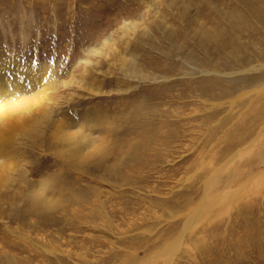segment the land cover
Masks as SVG:
<instances>
[{"label":"rangeland","instance_id":"374dc122","mask_svg":"<svg viewBox=\"0 0 264 264\" xmlns=\"http://www.w3.org/2000/svg\"><path fill=\"white\" fill-rule=\"evenodd\" d=\"M5 64L0 264H264V0H0Z\"/></svg>","mask_w":264,"mask_h":264},{"label":"bare ground","instance_id":"6f19581e","mask_svg":"<svg viewBox=\"0 0 264 264\" xmlns=\"http://www.w3.org/2000/svg\"><path fill=\"white\" fill-rule=\"evenodd\" d=\"M4 66H5V68L4 67H0V100H1L0 101V110L5 104H8V103L9 104L6 106V108H11L13 106L17 107V105H20V104L24 105L22 103L24 99L23 100L21 99V97L23 96V89L16 82V79L19 78L20 73H21L22 77H24V78H32V77H34V74L31 73V71H30V73H27V71L21 70L20 68H13L12 66L7 65V64H5ZM5 75H8V77H6ZM32 79H34V78H32ZM9 93H12V94H9ZM7 94L9 95V97H5V95H7ZM18 94H20L21 97L20 98H14L15 96H19ZM27 114L30 115V112L27 111ZM9 118H11V116ZM13 151H14V149H13ZM11 154H12V152L9 149V143H7V147L5 145L4 146H0V168L2 167L3 164H5L4 162L6 160H9V159L12 160V155L13 154L12 155Z\"/></svg>","mask_w":264,"mask_h":264}]
</instances>
